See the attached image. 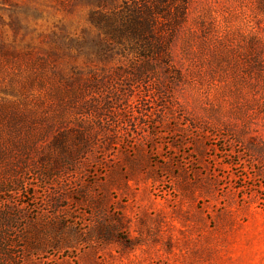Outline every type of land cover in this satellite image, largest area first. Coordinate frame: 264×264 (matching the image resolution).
<instances>
[{"label":"rangeland","instance_id":"1","mask_svg":"<svg viewBox=\"0 0 264 264\" xmlns=\"http://www.w3.org/2000/svg\"><path fill=\"white\" fill-rule=\"evenodd\" d=\"M0 264H264V0H0Z\"/></svg>","mask_w":264,"mask_h":264}]
</instances>
